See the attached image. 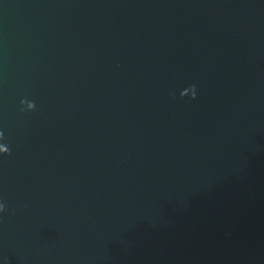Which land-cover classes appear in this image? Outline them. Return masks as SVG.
I'll list each match as a JSON object with an SVG mask.
<instances>
[{"label":"water","instance_id":"1","mask_svg":"<svg viewBox=\"0 0 264 264\" xmlns=\"http://www.w3.org/2000/svg\"><path fill=\"white\" fill-rule=\"evenodd\" d=\"M0 133V264H264V0H0Z\"/></svg>","mask_w":264,"mask_h":264},{"label":"clouds","instance_id":"2","mask_svg":"<svg viewBox=\"0 0 264 264\" xmlns=\"http://www.w3.org/2000/svg\"><path fill=\"white\" fill-rule=\"evenodd\" d=\"M192 88L194 89L193 95H192V99L196 98V92H195V86H192ZM28 103L29 108L31 110H34L35 108V104L33 102H28V101H21V104L23 105L24 103ZM23 110V109H22ZM3 138V133H0V139ZM5 154H9V149H5ZM5 211V205L4 204H0V212H4Z\"/></svg>","mask_w":264,"mask_h":264}]
</instances>
